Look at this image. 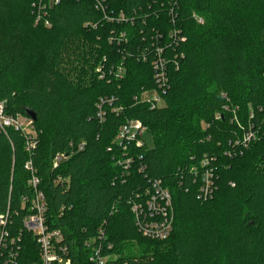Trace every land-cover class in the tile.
I'll return each mask as SVG.
<instances>
[{
  "label": "trees",
  "instance_id": "1",
  "mask_svg": "<svg viewBox=\"0 0 264 264\" xmlns=\"http://www.w3.org/2000/svg\"><path fill=\"white\" fill-rule=\"evenodd\" d=\"M105 2L127 21L107 20L93 0H0V102L33 120L37 143L29 152L23 132L0 131V211L10 208L11 233L32 194L30 160L46 222L62 231L72 264H89L92 239L107 264H264V0ZM121 32L128 42L118 45ZM158 46L167 83L164 105L152 108L141 96L159 89ZM129 119L147 126V146L115 141ZM249 130L256 139L240 154L236 143ZM205 158L217 183L209 199L191 171ZM154 179L173 199L164 240L144 237L132 211ZM20 245L21 264L39 260L30 232Z\"/></svg>",
  "mask_w": 264,
  "mask_h": 264
},
{
  "label": "built area",
  "instance_id": "2",
  "mask_svg": "<svg viewBox=\"0 0 264 264\" xmlns=\"http://www.w3.org/2000/svg\"><path fill=\"white\" fill-rule=\"evenodd\" d=\"M106 0H93L97 11L103 13L104 17L109 21H127L126 15L120 12L119 15L114 16V13H108V4ZM60 0H50V5L59 3ZM46 3L39 4V11L37 15L38 22L41 18L43 9H46ZM174 9H172L171 13ZM130 22H135L133 18L129 19ZM200 24L203 22L202 18H198ZM49 25V22L46 21ZM117 39V44L128 42L126 32H121ZM164 49L158 46L155 49V59L152 64L155 70V78L159 84V89L147 90L142 93L141 99L151 105L152 108L164 105V99L160 91H165V84L167 83V60L163 56ZM102 68L99 71L102 72ZM124 67L120 65L115 70H111L117 77L124 75ZM105 77V72L101 73V78ZM114 99L102 100V102H112ZM117 110V109H116ZM103 117L104 113L101 111L99 114ZM217 118H220L218 114ZM8 129H15L21 131L26 135L27 143L26 149L32 151L37 143L35 141L36 131L34 123L31 118L18 114L12 116L7 114L5 102H0V131L7 132ZM147 132L148 128L138 119H129L124 123L116 136L115 141L122 144H129L131 142L139 148L147 146ZM256 133L252 130L246 132L241 141L236 144L239 145V153L242 154L244 149L248 148L253 140L256 139ZM124 146L126 149L127 146ZM229 155H233L232 153ZM66 155L61 153L57 154L54 158V167L58 165ZM132 159L129 158L125 161L127 167L130 165ZM210 159L205 158L199 167H192L191 171L199 175L200 187L199 197L209 199L217 188L215 172L210 165ZM26 168L31 171V176L28 180L29 186L32 188L31 195H24L21 199V210L24 211L22 216V227L19 228V233L12 234L10 226H12V213L10 208L6 211H0V264H21L18 259V253L21 248V239L24 231L30 232L39 247V260L31 264H72V260L67 256V246L62 245L63 233L59 229H51L46 222L47 201L44 192L38 188L40 185V178L36 175V170L32 162L29 160L26 163ZM199 172V173H198ZM132 211L134 213L135 225L137 230L146 238L154 240H164L169 237L173 230L174 223V206L171 192L167 187L162 184L159 179L151 181L149 188L142 194H138L132 201ZM104 238V232L100 231L99 241ZM92 239L87 242V247L90 248L88 257L89 264H107L109 255L103 251L102 243L95 242ZM92 243V244H91ZM94 244V245H93ZM110 248V245H108Z\"/></svg>",
  "mask_w": 264,
  "mask_h": 264
},
{
  "label": "rangeland",
  "instance_id": "3",
  "mask_svg": "<svg viewBox=\"0 0 264 264\" xmlns=\"http://www.w3.org/2000/svg\"><path fill=\"white\" fill-rule=\"evenodd\" d=\"M114 258L113 259H115V258H117L118 256L116 255V256H113Z\"/></svg>",
  "mask_w": 264,
  "mask_h": 264
},
{
  "label": "water",
  "instance_id": "4",
  "mask_svg": "<svg viewBox=\"0 0 264 264\" xmlns=\"http://www.w3.org/2000/svg\"><path fill=\"white\" fill-rule=\"evenodd\" d=\"M31 115L34 117V115L31 113Z\"/></svg>",
  "mask_w": 264,
  "mask_h": 264
}]
</instances>
